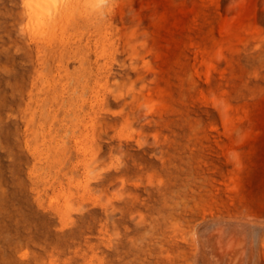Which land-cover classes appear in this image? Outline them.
Listing matches in <instances>:
<instances>
[{
	"label": "rangeland",
	"instance_id": "rangeland-1",
	"mask_svg": "<svg viewBox=\"0 0 264 264\" xmlns=\"http://www.w3.org/2000/svg\"><path fill=\"white\" fill-rule=\"evenodd\" d=\"M27 1L0 0V264H264V0Z\"/></svg>",
	"mask_w": 264,
	"mask_h": 264
},
{
	"label": "bare ground",
	"instance_id": "bare-ground-1",
	"mask_svg": "<svg viewBox=\"0 0 264 264\" xmlns=\"http://www.w3.org/2000/svg\"><path fill=\"white\" fill-rule=\"evenodd\" d=\"M79 0H28V7L30 10L42 17L48 18L49 20L56 21L62 19L65 16L64 11H71L75 6V2ZM54 5L58 8V12H54L51 8Z\"/></svg>",
	"mask_w": 264,
	"mask_h": 264
},
{
	"label": "clouds",
	"instance_id": "clouds-1",
	"mask_svg": "<svg viewBox=\"0 0 264 264\" xmlns=\"http://www.w3.org/2000/svg\"><path fill=\"white\" fill-rule=\"evenodd\" d=\"M112 3H113V0H93L95 10H103Z\"/></svg>",
	"mask_w": 264,
	"mask_h": 264
}]
</instances>
